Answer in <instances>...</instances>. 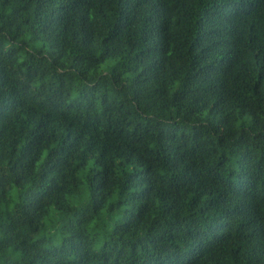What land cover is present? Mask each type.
I'll return each mask as SVG.
<instances>
[{
  "label": "trees",
  "instance_id": "1",
  "mask_svg": "<svg viewBox=\"0 0 264 264\" xmlns=\"http://www.w3.org/2000/svg\"><path fill=\"white\" fill-rule=\"evenodd\" d=\"M237 113L248 117L239 130ZM13 121L21 134L35 125L9 160L18 187L56 148L22 219L0 226V257L12 247L28 264H264V0H0V161ZM93 156L92 212L118 189L100 251L71 224L59 248L29 246L44 199L67 176L77 183L65 169ZM7 185L0 175V198Z\"/></svg>",
  "mask_w": 264,
  "mask_h": 264
},
{
  "label": "clouds",
  "instance_id": "2",
  "mask_svg": "<svg viewBox=\"0 0 264 264\" xmlns=\"http://www.w3.org/2000/svg\"><path fill=\"white\" fill-rule=\"evenodd\" d=\"M24 40H29L30 37L27 35L22 37ZM10 47L5 43V48ZM41 44L38 42L36 44H30L29 50L39 49ZM47 51V49H45ZM99 54V53H98ZM26 59L24 52H20L17 58V64L23 62ZM115 61H106L104 65L100 66V71H105ZM128 77L125 76V79ZM41 81L37 80L33 83V88H39ZM75 96V93H73ZM25 120L26 117H21ZM248 117L245 116L241 119L238 113L235 116L234 127L239 130L242 124H246ZM15 126L14 137H9L6 135L4 142V152L6 153L2 161H0V175L6 176L8 178L7 190L2 198H0V226L6 228L12 221H20L22 219L20 215L21 207L26 203L24 199V193L28 190L38 191L35 185L39 183L38 177L40 176L46 162L48 161L49 152L56 148V144H51L48 148H42L38 158L33 162L32 175L27 183H24L22 187H18L14 181L12 174L8 171L10 164L9 160L13 163L19 158L21 151L25 147L28 139L29 132H31L35 125L29 124L27 129L20 133L21 125L13 121ZM15 139L17 143L15 144V156H8L7 153L11 152V148L8 147V143L11 139ZM83 151V149H81ZM96 156L89 158L83 167H78L81 164L79 159L72 160L71 168L65 169V175L67 173L74 171V177L77 183L74 185L72 183V177L67 176V187L65 191L61 193L54 194L51 197H46L42 202V207L35 214L36 219L34 220L31 228H35L36 232L28 240L29 246L40 241L41 239L50 241L43 245L44 248L56 247L59 248L62 242L69 239L72 235L71 232L64 231L68 224H71L73 230H79L84 233L91 244V250L98 253L107 240V235L105 233H110L112 230V225L108 223L107 220V209L108 206L115 202L117 199L116 191L113 190V194L109 197L99 213L94 214L91 210V190L88 184V180L96 171H101V169L95 164ZM116 176H119V169L116 170ZM51 179V177H49ZM48 181H45L47 184ZM58 186L59 181H58ZM82 216H87L88 219L84 223H79ZM119 218L118 213H113L112 219L116 220ZM31 228L27 223L23 224V227L18 228V231L22 236H28L31 232ZM3 238V233L0 232V239ZM4 257H11L12 259L20 262V264H28L27 260H21V253L19 251L13 252L12 247H9L0 257V264H3ZM74 259V257H70Z\"/></svg>",
  "mask_w": 264,
  "mask_h": 264
}]
</instances>
